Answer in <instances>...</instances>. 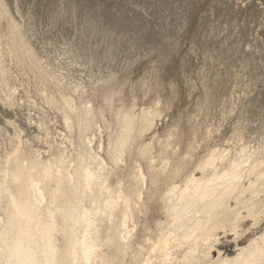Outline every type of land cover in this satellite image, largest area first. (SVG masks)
Returning a JSON list of instances; mask_svg holds the SVG:
<instances>
[{"label":"rangeland","instance_id":"374dc122","mask_svg":"<svg viewBox=\"0 0 264 264\" xmlns=\"http://www.w3.org/2000/svg\"><path fill=\"white\" fill-rule=\"evenodd\" d=\"M63 96L96 112L95 147L116 127L107 98L114 110L151 113L114 183L141 166L149 184L137 151L148 143L155 162L167 150L171 166L185 164L178 183L200 176L213 151L264 164V0H0V155L16 134L43 152L65 145ZM139 218L165 220L159 208ZM253 223L238 238L220 230L213 257L259 236L264 220Z\"/></svg>","mask_w":264,"mask_h":264},{"label":"bare ground","instance_id":"6f19581e","mask_svg":"<svg viewBox=\"0 0 264 264\" xmlns=\"http://www.w3.org/2000/svg\"><path fill=\"white\" fill-rule=\"evenodd\" d=\"M62 104L65 145L43 152L16 134L0 155V264H264V230L235 255L213 257L220 230L238 238L247 220H264L262 162L245 150L242 161L213 151L198 165L200 176L178 183L185 164L171 166L167 150L155 162L148 143L137 151L148 159L149 184L141 166L114 183L136 128L151 129V113L114 110L107 98L116 127L107 148L95 147L94 109L67 96ZM156 208L165 220L138 226Z\"/></svg>","mask_w":264,"mask_h":264}]
</instances>
